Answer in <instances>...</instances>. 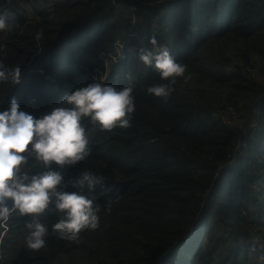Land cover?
<instances>
[{
  "label": "trees",
  "instance_id": "1",
  "mask_svg": "<svg viewBox=\"0 0 264 264\" xmlns=\"http://www.w3.org/2000/svg\"><path fill=\"white\" fill-rule=\"evenodd\" d=\"M3 10L12 28L0 30V61L20 76L0 80V110L15 97L39 117L94 80L132 87L135 110L127 128L85 120L88 156L59 169L67 191L82 171L101 178L83 188L99 227L75 240L49 230L33 250L29 217L12 216L1 264H264V242L250 231L264 224V0H0ZM152 38L186 66L167 99L146 92L162 82L139 59ZM116 40L127 61L116 60ZM107 61L100 80L95 68L103 73ZM60 216L49 209L40 219L50 228Z\"/></svg>",
  "mask_w": 264,
  "mask_h": 264
},
{
  "label": "clouds",
  "instance_id": "2",
  "mask_svg": "<svg viewBox=\"0 0 264 264\" xmlns=\"http://www.w3.org/2000/svg\"><path fill=\"white\" fill-rule=\"evenodd\" d=\"M11 28V14L7 10L0 11V30ZM36 35L38 38L40 34ZM150 43L151 49H144L139 59L146 67L156 70L162 82L149 85L146 92L167 99L176 78L188 79L186 66L154 38ZM115 46L120 52L116 60L127 61L129 48L121 46L118 40ZM110 70V61L106 62L103 73L95 68V72L100 73V80L103 75H109ZM86 72L89 74L88 69ZM19 76L20 66L8 68L0 61V80L11 78L16 83ZM132 91L130 86L117 89L111 84L94 80L65 93L61 103L67 107H53L39 117L21 109L15 97L5 109L0 110V247L5 236L10 234L6 223L12 216L29 217L25 244L33 250L46 246L49 230L61 239L75 240L82 229L95 230L99 227V209H94L93 199L85 195L83 188L86 184L91 190L101 182V178L91 171H82L73 180L79 188L67 191L59 169L88 156L89 136L85 120L102 130L130 126L127 114L135 110ZM30 158L33 161L31 165L28 164ZM233 163L234 160L230 159L218 169L229 171ZM53 164L58 167L54 168ZM37 165L40 166L38 171H30ZM49 209L61 214L50 228L40 219ZM5 246L2 262L7 261Z\"/></svg>",
  "mask_w": 264,
  "mask_h": 264
},
{
  "label": "rangeland",
  "instance_id": "3",
  "mask_svg": "<svg viewBox=\"0 0 264 264\" xmlns=\"http://www.w3.org/2000/svg\"><path fill=\"white\" fill-rule=\"evenodd\" d=\"M38 2L42 3V2H44V0H38ZM29 15H30L31 20H35V19L39 18L37 13L33 9H30V8H29ZM115 21L117 23H119V22L120 23H126L125 11H117ZM122 28H123V25L121 26V30H122ZM118 29H119V26H118ZM71 45L75 46V43H72ZM260 211L262 212V215L264 216V207L263 208L261 207ZM250 231H251V235H254L256 239L260 240V245H261V242H264V224H263V221H257V222L255 221L252 224ZM27 232H28V230L24 233V235H27ZM219 234L221 236H223V233H219ZM10 237H11V234H7L2 241V244L0 247V264L3 260V253L5 252V251H3L4 245H6L5 246L6 250H8L10 248V245H11L10 240H9ZM232 242H233L232 239H230L229 243H232ZM227 252H229V249L225 248L224 257L227 254Z\"/></svg>",
  "mask_w": 264,
  "mask_h": 264
},
{
  "label": "water",
  "instance_id": "4",
  "mask_svg": "<svg viewBox=\"0 0 264 264\" xmlns=\"http://www.w3.org/2000/svg\"><path fill=\"white\" fill-rule=\"evenodd\" d=\"M161 262H162V257L157 261L156 264H161Z\"/></svg>",
  "mask_w": 264,
  "mask_h": 264
}]
</instances>
